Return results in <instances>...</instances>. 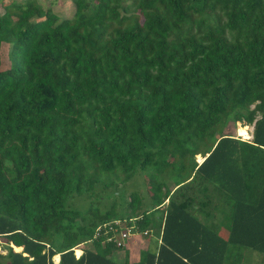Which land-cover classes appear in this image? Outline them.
I'll list each match as a JSON object with an SVG mask.
<instances>
[{"label": "trees", "instance_id": "16d2710c", "mask_svg": "<svg viewBox=\"0 0 264 264\" xmlns=\"http://www.w3.org/2000/svg\"><path fill=\"white\" fill-rule=\"evenodd\" d=\"M71 2L0 14V264H264V0ZM140 175L150 207L116 202ZM124 218L147 231L133 263L93 239Z\"/></svg>", "mask_w": 264, "mask_h": 264}, {"label": "rangeland", "instance_id": "374dc122", "mask_svg": "<svg viewBox=\"0 0 264 264\" xmlns=\"http://www.w3.org/2000/svg\"><path fill=\"white\" fill-rule=\"evenodd\" d=\"M12 0H0V14L3 13V7L5 5H8ZM19 1L22 4L27 3L28 1H38L40 5H42L43 9H50L52 10L59 19H71L74 15V6L71 2V0H16ZM8 50L9 46H3L0 52V59H1V70H5L9 66V60L7 58L8 56ZM252 131H253V126H246V128H241V125L239 123H229L225 129V133H229L234 135L235 137H239L243 140H251L252 139ZM196 162H200V158L196 157ZM123 189V196L122 199H119V195L116 194V202H121L122 200H127L129 193L132 192L133 190L141 192L142 196L144 197L145 200V207L144 208H149L150 203L148 201V190H146L145 185H144V176H134L128 183L127 185H118V190ZM100 189V188H99ZM108 191H103L100 192V195L102 196V199L100 201V207L101 210L106 209L111 202L114 200L113 196L107 197ZM107 193V194H106ZM100 196V197H101ZM79 199L75 202V204L70 206L73 209H78L81 211H85L88 209L90 200L85 197H78ZM123 202V201H122ZM154 235V234H153ZM155 236V235H154ZM144 240V241H143ZM154 240H151L150 243H153ZM131 244L132 246V251H130L132 260L137 259L139 256V251L141 247L145 246L147 244L146 240L143 239V237H137L135 241H133ZM91 249V244H85L82 247H79V249ZM3 248L0 247L1 254H4L5 251H2ZM128 249H130V246L128 245ZM124 251L127 249H123ZM121 251V250H119ZM124 251H121L124 253ZM247 262L249 261L250 264H263L262 263V256L259 253H256L254 251L248 250L247 251Z\"/></svg>", "mask_w": 264, "mask_h": 264}, {"label": "built area", "instance_id": "2783aa9c", "mask_svg": "<svg viewBox=\"0 0 264 264\" xmlns=\"http://www.w3.org/2000/svg\"><path fill=\"white\" fill-rule=\"evenodd\" d=\"M135 220H137V218H124L100 224L95 229L93 239L101 240L104 244H113L118 249H127L128 245L135 241L137 237H141L142 235L145 236L147 234V231H144L143 233L138 231V228L135 225ZM88 243L90 242L77 245L72 249L75 259H79L83 253V249H79V247ZM77 251H79V254H77ZM53 262L55 264L58 263L54 260Z\"/></svg>", "mask_w": 264, "mask_h": 264}, {"label": "crops", "instance_id": "0c3cea01", "mask_svg": "<svg viewBox=\"0 0 264 264\" xmlns=\"http://www.w3.org/2000/svg\"><path fill=\"white\" fill-rule=\"evenodd\" d=\"M222 236L224 238H226L227 237V232L223 231ZM131 245L134 246L133 244H130L129 245L130 249L127 248L126 252L128 253V256H127L128 257V261L133 263V262H136L138 260V257H137V259L132 260V257H131L132 253L130 252V251H132V246ZM77 254H79V251H77ZM112 256L115 259V261L118 262V263H123L125 261V257H126L125 253H123V252H121L119 250L118 251H114ZM53 260L57 263L59 261V256L58 255L54 256Z\"/></svg>", "mask_w": 264, "mask_h": 264}, {"label": "clouds", "instance_id": "9594fccd", "mask_svg": "<svg viewBox=\"0 0 264 264\" xmlns=\"http://www.w3.org/2000/svg\"><path fill=\"white\" fill-rule=\"evenodd\" d=\"M201 163V162H200ZM87 249V248H86ZM84 250V249H83ZM83 254V253H82ZM81 257V256H80Z\"/></svg>", "mask_w": 264, "mask_h": 264}]
</instances>
